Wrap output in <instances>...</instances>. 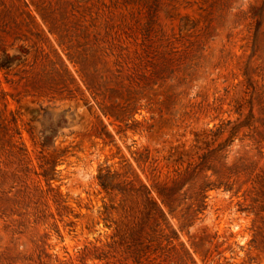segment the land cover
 I'll return each mask as SVG.
<instances>
[{"label":"rangeland","instance_id":"obj_1","mask_svg":"<svg viewBox=\"0 0 264 264\" xmlns=\"http://www.w3.org/2000/svg\"><path fill=\"white\" fill-rule=\"evenodd\" d=\"M0 264H264V0H0Z\"/></svg>","mask_w":264,"mask_h":264},{"label":"trees","instance_id":"obj_2","mask_svg":"<svg viewBox=\"0 0 264 264\" xmlns=\"http://www.w3.org/2000/svg\"><path fill=\"white\" fill-rule=\"evenodd\" d=\"M178 177H179V176H177L176 178H174V179H173V181H174V182H176V181H177V179H178Z\"/></svg>","mask_w":264,"mask_h":264}]
</instances>
